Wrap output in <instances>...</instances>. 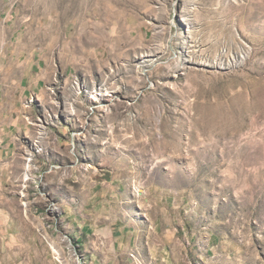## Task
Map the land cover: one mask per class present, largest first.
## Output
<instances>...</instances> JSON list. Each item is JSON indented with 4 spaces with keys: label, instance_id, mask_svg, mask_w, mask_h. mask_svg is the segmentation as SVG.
Wrapping results in <instances>:
<instances>
[{
    "label": "rangeland",
    "instance_id": "1",
    "mask_svg": "<svg viewBox=\"0 0 264 264\" xmlns=\"http://www.w3.org/2000/svg\"><path fill=\"white\" fill-rule=\"evenodd\" d=\"M21 77L0 264H91L112 183L174 264H264V0H0Z\"/></svg>",
    "mask_w": 264,
    "mask_h": 264
},
{
    "label": "crops",
    "instance_id": "2",
    "mask_svg": "<svg viewBox=\"0 0 264 264\" xmlns=\"http://www.w3.org/2000/svg\"><path fill=\"white\" fill-rule=\"evenodd\" d=\"M65 48L66 46L63 47V54L66 52ZM21 71V68L17 66L9 68L10 74L16 80ZM23 85L24 79L21 77L20 85L15 82L9 88L0 86V249L5 245L6 239L11 238L12 241L20 237V229H22H19L16 223L11 224L13 215L9 211L6 167L7 161L17 151L16 139L19 131H22L24 127L21 106L24 95ZM117 186L113 183L109 185L111 189L107 191L110 193L102 199L103 209L89 213L87 205L84 204L78 208V213H76L80 221L77 230L75 229V236L80 246L91 254L90 263L174 264L175 259L165 255L168 243L166 237L164 241L162 240L157 227L154 226L151 236L146 237L150 233L144 230L142 223H138L134 215L127 216L122 211V206L127 205L128 202L121 201V189ZM128 205L127 211L133 210L134 206L130 203ZM121 218H124L123 221ZM22 223L23 217L21 216ZM172 245L174 243L170 244Z\"/></svg>",
    "mask_w": 264,
    "mask_h": 264
},
{
    "label": "bare ground",
    "instance_id": "3",
    "mask_svg": "<svg viewBox=\"0 0 264 264\" xmlns=\"http://www.w3.org/2000/svg\"><path fill=\"white\" fill-rule=\"evenodd\" d=\"M29 161V160H28ZM27 172V171H26ZM26 177V176H25Z\"/></svg>",
    "mask_w": 264,
    "mask_h": 264
}]
</instances>
